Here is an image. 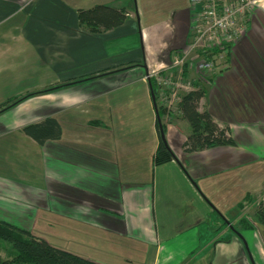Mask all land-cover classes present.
Returning a JSON list of instances; mask_svg holds the SVG:
<instances>
[{"label": "crops", "instance_id": "0c3cea01", "mask_svg": "<svg viewBox=\"0 0 264 264\" xmlns=\"http://www.w3.org/2000/svg\"><path fill=\"white\" fill-rule=\"evenodd\" d=\"M144 1L0 0V220L40 238L41 223L77 231L97 259L80 256L98 264H249L251 253L264 264L260 236L237 224L245 196L234 197L240 168L264 158V27L251 24L220 74L200 78L198 109L233 143L187 151L185 120L156 123L148 73L187 46L192 3L149 0L161 16L140 24ZM96 5L127 18L79 22ZM50 116L58 139L24 132ZM162 124L173 157L157 164Z\"/></svg>", "mask_w": 264, "mask_h": 264}, {"label": "trees", "instance_id": "16d2710c", "mask_svg": "<svg viewBox=\"0 0 264 264\" xmlns=\"http://www.w3.org/2000/svg\"><path fill=\"white\" fill-rule=\"evenodd\" d=\"M79 22L100 26L102 29L117 28L124 23L127 18V11L124 9L109 7L106 5H96L88 9H78ZM228 51L226 55H229ZM229 56H227L226 60ZM186 66L184 74L186 75ZM151 91L155 99L157 98V87L151 80ZM195 87L181 94L178 103L180 117L188 123L189 131L184 143L187 151H199L206 148L232 144L233 140L228 133V129L220 127L212 118L208 110H199V101L204 96V89L200 87L198 81H194ZM7 104H9L7 102ZM163 109L162 105L156 106V113L160 120ZM158 118L156 123H158ZM24 132L39 141L47 138L58 139L61 136V127L55 117H46L43 121L29 124L24 127ZM164 125L162 124V131ZM173 155L160 140L155 152V162L157 164L168 162ZM253 219L256 223L264 226V196L257 202ZM241 230L251 232L255 226L243 216L238 221ZM0 240L10 243L14 253L10 257L3 258L0 254V264H98L82 256L58 248L49 244L43 238L33 235L29 230L21 229L13 224L0 220Z\"/></svg>", "mask_w": 264, "mask_h": 264}, {"label": "built area", "instance_id": "2783aa9c", "mask_svg": "<svg viewBox=\"0 0 264 264\" xmlns=\"http://www.w3.org/2000/svg\"><path fill=\"white\" fill-rule=\"evenodd\" d=\"M259 1L191 0L194 14L187 46L173 55L170 64L162 70L152 68L148 73V79L157 87L159 101L168 110L174 103L175 109H178L176 106L181 94L193 89L196 78L185 79L184 66L199 79L206 78L215 68L214 61L209 57L211 53L208 54L207 50L216 48L219 57L227 53L228 45L245 32L252 7ZM238 22L242 23L241 27H238Z\"/></svg>", "mask_w": 264, "mask_h": 264}, {"label": "rangeland", "instance_id": "374dc122", "mask_svg": "<svg viewBox=\"0 0 264 264\" xmlns=\"http://www.w3.org/2000/svg\"><path fill=\"white\" fill-rule=\"evenodd\" d=\"M146 3V8L144 9L142 7L140 15H137L138 21L140 24H145L147 23L149 20L155 19L157 17H160V13L158 12V10H153L152 9V2H150L149 0H145L144 1ZM155 8H157L156 6H154ZM264 0H260L259 2H257L253 7H252V12H251V16L249 18V20L246 23V28H245V32L238 36L236 38V41L234 40L232 43H230L228 46V51L230 52V50L232 49V47L234 45L237 44L238 41L242 40L248 29L251 27V24H253L255 26L256 23H258L259 25L264 27ZM258 12L256 15L255 13ZM253 19L255 21H253ZM253 21V22H252ZM242 22V20L240 21ZM238 22V27L242 26V23ZM256 22V23H255ZM244 26V25H243ZM256 29V28H254ZM169 34H172L171 37L173 36V31L168 33V32H164L163 35L167 36ZM259 37V36H258ZM256 37V38H258ZM251 38V37H250ZM254 38V37H252ZM167 42H169L168 40H166ZM144 45V44H143ZM142 45V50L141 51H145V47H143ZM216 48H212V50H207V53L210 54L209 57L214 61L215 63V68L212 71L214 74L221 72V70L225 67L224 63L226 62V58L229 55H223L222 57H219V55L216 52ZM178 54V52H176L174 55ZM210 73V72H209ZM208 73V74H209ZM187 75V76H186ZM186 75L183 73V76L185 77V79H192L193 78V71L192 70H188L186 71ZM208 76V75H207ZM194 77L196 79H194L195 81H200L199 82V86L202 87V83L203 80L199 79V77H196L194 75ZM204 79V78H202ZM195 87V85L193 84V88ZM204 88V87H203ZM161 103V102H160ZM162 105V115L160 117V123L162 121V119L164 118V120L167 121H177L179 120L180 117V111L179 108L175 109V103L174 106L173 104L171 106H173L170 110H168L166 108V106L163 105V102L161 103ZM136 107H137V111L136 114L138 115L136 117V120L140 123H144L145 124H136V129H138L137 134L139 136H144L146 137V134L148 133L149 129L147 130V126L146 125V121H145V117H144V113H143V101L142 99H140L139 101L136 102ZM178 107V105L176 106ZM75 111V110H74ZM73 115H77L76 117L81 119V113H72ZM143 126V128H142ZM179 127L182 129L180 130V133L182 132H186L188 130V127L186 126V123H182L179 125ZM240 185L242 186V188H240V190H237V192L234 194L235 199H237L239 196H245V212L243 214V216H246L247 219H249L255 226V231L257 232V236L261 238V243H262V247L264 249V226L261 224H258L254 221L253 219V213L256 207V204L258 201H260L261 199H263L264 196V158L261 160H255L252 162L247 163L243 168H240ZM232 183V182H231ZM262 189V190H261ZM261 190V191H260ZM260 191V192H259ZM46 223H41L38 224L37 226V232H40L42 234H39L42 237H45L44 240H46L49 244H53V246L55 245L58 248H61L64 250H67L69 252L72 253H76L77 255H83L89 258H96L95 251L93 248L88 249V247L84 244V241L81 239V233L79 232H74V230H68L64 229L62 230V227L60 225L54 224L52 226L50 225H44ZM14 253L13 248L11 247L10 243H8L7 241L4 240H0V254L3 258L6 257H10L12 254ZM251 258L254 259L255 264H259L257 262V258L255 256L254 253H251V256L247 255V261L249 262V264H253V262L251 261Z\"/></svg>", "mask_w": 264, "mask_h": 264}, {"label": "water", "instance_id": "95a60500", "mask_svg": "<svg viewBox=\"0 0 264 264\" xmlns=\"http://www.w3.org/2000/svg\"><path fill=\"white\" fill-rule=\"evenodd\" d=\"M152 98H153V100H154V95H153V92H152ZM155 101V100H154ZM154 104H155V102H154ZM156 115H157V113H156ZM157 118H158V115H157ZM158 123H159V125H161L160 124V120H159V118H158ZM160 134H161V139H162V141L164 142V144L166 145V143H165V140H164V135H163V131H162V128H160ZM167 146V145H166ZM206 201H207V199H206ZM227 224H230L229 222H227Z\"/></svg>", "mask_w": 264, "mask_h": 264}]
</instances>
